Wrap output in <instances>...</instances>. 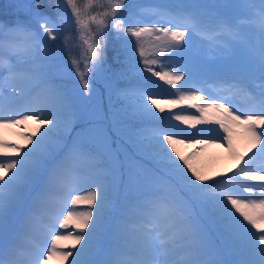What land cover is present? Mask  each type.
<instances>
[{"label": "snow or ice", "instance_id": "6c2138e0", "mask_svg": "<svg viewBox=\"0 0 264 264\" xmlns=\"http://www.w3.org/2000/svg\"><path fill=\"white\" fill-rule=\"evenodd\" d=\"M14 7V21H0V264H264V162L256 163L264 161V0ZM71 28L75 42L66 36L64 45L77 55L65 63L64 49L49 41ZM110 36L119 45L113 65ZM153 77L174 91L163 101L168 117L156 116L166 108L146 87ZM98 78L100 95L122 109L109 126ZM180 106L198 115L172 112ZM121 115L164 127L136 132L139 155L129 154ZM20 128L24 144L5 138ZM237 135L247 142L243 154ZM181 146L194 150L185 155ZM214 147L238 161L231 175L193 163ZM85 180L91 191L79 186Z\"/></svg>", "mask_w": 264, "mask_h": 264}, {"label": "rangeland", "instance_id": "374dc122", "mask_svg": "<svg viewBox=\"0 0 264 264\" xmlns=\"http://www.w3.org/2000/svg\"><path fill=\"white\" fill-rule=\"evenodd\" d=\"M162 1H164V0H152V2H155V3H160ZM84 2H85V0H84ZM146 2H149V0H136V3H139V4H144ZM62 34H63V36L60 35V39H61V44L62 45H64V38L66 36H71L73 38V42H75L76 31H75L74 28L67 29ZM193 45H194V47L199 48L200 47V42L194 40L193 41ZM66 53H68V54L63 57V60H64L65 63H69L70 58L72 56H76L77 55V50L74 48L72 52H69L68 51V47H66ZM209 58H211V53H209ZM109 64H110V62H109ZM152 79H154V78H152ZM155 83H158V85H160L161 82L160 81H155ZM181 83H183V81ZM161 91H162V93L169 92V91H164L163 89ZM159 98H160L161 106L165 107L166 111L163 114H161L159 112H156V116L157 117H160L162 115L165 116V117L170 116L171 114H169V112L167 111L168 106L163 103V101L165 99L161 98L160 96H159ZM165 98L168 99L167 96H165ZM103 100L104 99L100 100L101 103H102ZM104 102L107 103V105H106L107 109L106 108L103 109L104 112L110 111L113 114V109L122 111L121 106L119 104H117V102H116L114 97L112 98L111 101L109 100V94L107 92H106V98H105ZM102 105L103 104H100V106H102ZM153 110L155 111V109H153ZM150 120H154L156 123H161L162 125H164L163 122H161L159 120H155V119H150ZM170 125H179V126H181L180 122L179 121H175V120H171L170 121ZM33 126H35V125L33 124ZM23 130H24L23 128H20V129H9V130H7L6 133H4V136L9 142L16 143V144H24V140L19 135V133L22 132ZM124 130H126V129H124ZM237 132H239V129H237ZM135 133L136 132L134 130H130L129 129L128 130V134L124 135L126 141L130 140L129 142L135 143V140H136ZM37 135H39V133H37ZM204 135H206V134H204ZM207 135H210V134H207ZM212 135H215V134H212ZM198 138H200V137H198ZM30 146L31 145H28V147H30ZM234 146H235L236 151H244L245 152L246 151V147H247V142L243 138L242 135H237L234 138ZM98 148H99V150H103L102 147H100V146H98ZM193 150L194 149L192 147H183V146H181V151L185 155L191 153ZM253 150H257V149H253ZM241 154H243V153H241ZM261 162H264V161H262L258 157L256 163H261ZM193 163L196 166H198V167L202 168L203 170H205L207 172V174L210 175V176H216L217 173H228L229 175H231L230 170H235L237 168V160L235 158H233V156L230 154V152H229L227 147L208 148V149H205L203 152H198L197 155L193 158ZM83 184L81 183L80 185H83ZM87 186H88L87 184H84V187H82L84 192L91 191V190H88ZM84 192H82L80 195L84 194ZM60 194L62 196L61 198L66 196V193H60ZM57 199H60V198H57ZM81 207L83 208L85 206H81ZM62 231H64V230H62ZM69 231H71V230H69ZM77 246H80V245H77Z\"/></svg>", "mask_w": 264, "mask_h": 264}, {"label": "trees", "instance_id": "16d2710c", "mask_svg": "<svg viewBox=\"0 0 264 264\" xmlns=\"http://www.w3.org/2000/svg\"><path fill=\"white\" fill-rule=\"evenodd\" d=\"M45 2H47V0H45ZM162 2H173V0H164ZM203 2L209 3V4H215L218 2V0H203ZM220 2H223V0H220ZM14 3L15 0H0V21L5 22V23H11L14 21V19L16 18V15L18 14L19 10L17 8L14 7ZM53 3H55V0H53ZM84 0H77V4L78 5H83ZM150 4H155V2H152V0H149V2L144 3V5H150ZM47 11L49 12V14H51L53 17H55V13L51 10V9H47ZM221 11L224 12H229L232 15H239L242 19L245 18L244 16V12L242 9H222ZM69 13H70V9H69ZM23 18V17H21ZM63 36V34H61ZM199 41V40H196ZM49 43L52 44H58L61 48L64 49L63 51V57L66 56L68 53H66V47L64 45L61 44V39L59 37V39L57 41H49ZM118 42H116L112 37H109V41H108V64L110 62L109 65H113V55H114V49L117 48ZM113 49V50H112ZM154 78V77H153ZM153 81H156V78L152 79ZM182 82V81H181ZM103 84V79L102 78H98L97 84L94 85V87L97 88V98L99 99V104H103L102 106H100L101 108V116L103 117V122L105 124V126H109L113 124V116L114 113L117 112H121V110H114L113 109V114L110 111L104 112L103 109L106 108L107 103L104 102L105 98H106V92H103V95H100V90H101V85ZM148 88V90L158 94V96H160L163 99H166L165 96L169 98H174V91L172 89H170L168 87V85L164 84L163 82L160 83V85H158V83H151L148 84L146 86ZM164 91H169V92H164L162 93L161 90ZM101 99H104L101 103ZM107 109V108H106ZM192 108H189L187 106H180V107H176L174 108L172 111L173 113H188V111H191ZM195 111V109H193ZM171 114V113H169ZM198 115V113H197ZM117 120H119V123L116 124V127L121 128L123 130V135L128 134V130H134L135 132H138L139 130L146 128V127H163L164 125H162L161 123H156L154 120H150V119H146L144 121H133V122H125V118L121 115L120 117L116 118ZM162 125V126H161ZM213 125H198V128L201 129H208V128H212ZM180 128H186L185 125L181 124V126H179ZM126 129V130H124ZM170 129V128H168ZM171 130V129H170ZM187 132H195L196 129H192V128H186ZM125 139V137H124ZM126 141V139H125ZM130 141V140H129ZM126 141L127 144V152L129 154H133V155H139V153L137 152L136 149V145L133 142H129ZM99 150V148H98ZM99 151H103V150H99ZM239 153H241L242 151H238ZM248 157V156H247ZM245 159H247L245 157ZM125 180L127 179V176L125 175ZM119 177H117L116 179V183L119 184Z\"/></svg>", "mask_w": 264, "mask_h": 264}]
</instances>
